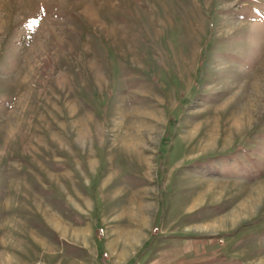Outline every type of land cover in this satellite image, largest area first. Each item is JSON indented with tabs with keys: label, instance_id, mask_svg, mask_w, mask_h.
<instances>
[{
	"label": "rangeland",
	"instance_id": "374dc122",
	"mask_svg": "<svg viewBox=\"0 0 264 264\" xmlns=\"http://www.w3.org/2000/svg\"><path fill=\"white\" fill-rule=\"evenodd\" d=\"M0 264H264V0H0Z\"/></svg>",
	"mask_w": 264,
	"mask_h": 264
},
{
	"label": "bare ground",
	"instance_id": "6f19581e",
	"mask_svg": "<svg viewBox=\"0 0 264 264\" xmlns=\"http://www.w3.org/2000/svg\"><path fill=\"white\" fill-rule=\"evenodd\" d=\"M127 146H130L129 144H126Z\"/></svg>",
	"mask_w": 264,
	"mask_h": 264
}]
</instances>
